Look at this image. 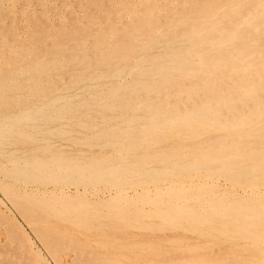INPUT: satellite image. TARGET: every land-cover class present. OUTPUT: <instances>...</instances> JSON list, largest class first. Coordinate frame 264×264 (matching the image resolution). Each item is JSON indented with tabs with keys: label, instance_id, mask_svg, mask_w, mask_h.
Returning <instances> with one entry per match:
<instances>
[{
	"label": "bare ground",
	"instance_id": "bare-ground-1",
	"mask_svg": "<svg viewBox=\"0 0 264 264\" xmlns=\"http://www.w3.org/2000/svg\"><path fill=\"white\" fill-rule=\"evenodd\" d=\"M0 264H264V0H0Z\"/></svg>",
	"mask_w": 264,
	"mask_h": 264
},
{
	"label": "rangeland",
	"instance_id": "rangeland-1",
	"mask_svg": "<svg viewBox=\"0 0 264 264\" xmlns=\"http://www.w3.org/2000/svg\"><path fill=\"white\" fill-rule=\"evenodd\" d=\"M20 221H21V219H19ZM22 222V221H21ZM23 224V223H22ZM22 227H23V229L25 228V232L27 233V234H29L28 235V237H30L31 239H32V241L33 242H35V245H36V241H35V239H33L34 238V236H32V233H31V231H30V229L28 228V227H26L25 225H22ZM28 230V231H27ZM31 234V235H30ZM37 247H38V244H37Z\"/></svg>",
	"mask_w": 264,
	"mask_h": 264
}]
</instances>
